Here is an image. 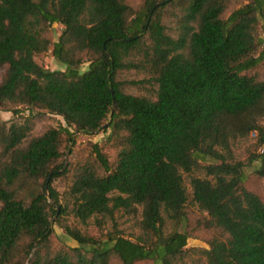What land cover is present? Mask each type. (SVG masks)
<instances>
[{
    "label": "trees",
    "instance_id": "1",
    "mask_svg": "<svg viewBox=\"0 0 264 264\" xmlns=\"http://www.w3.org/2000/svg\"><path fill=\"white\" fill-rule=\"evenodd\" d=\"M51 46L65 69L35 60ZM262 66L264 0H0V108L29 110L23 122L0 118V264H174L192 234L184 173L203 212L196 227L213 231L209 248L192 250L207 264H264V201L232 150L256 133L261 151L249 162L264 176ZM133 69L148 75L155 98L126 90L135 81L120 74ZM37 110L66 126L30 137ZM109 130L114 161L90 142L88 156L66 163L76 133ZM140 207L134 240L117 219ZM67 216L115 229L96 238ZM165 217L185 230L166 233ZM54 223L78 244L55 247Z\"/></svg>",
    "mask_w": 264,
    "mask_h": 264
},
{
    "label": "rangeland",
    "instance_id": "2",
    "mask_svg": "<svg viewBox=\"0 0 264 264\" xmlns=\"http://www.w3.org/2000/svg\"><path fill=\"white\" fill-rule=\"evenodd\" d=\"M143 0H128V2L133 7H138ZM170 25H173L170 20H168ZM63 26L59 23L54 24L49 29V36L52 41H57L62 32ZM53 46L50 49L35 57V60L42 66L56 70V69H65V65L59 62L52 54ZM89 63H84L80 69L82 71L86 70ZM4 71H2L3 73ZM258 73L261 77L264 76V66L258 69ZM120 78L124 79L128 82L135 81V84H128L126 86V90L137 94V95H146L151 98H155L156 96V88L153 86L151 82L147 81L148 75L142 72L141 70H126L120 74ZM22 111L18 113H14L15 106H8L10 110H4V108H0V118L9 123L11 122H23L27 116L29 115V110L24 109L23 106ZM20 107V108H21ZM36 116L33 117V128L30 132V137L40 135L43 131H45L48 127L54 126H66V122L63 117L51 114L46 111H36ZM38 115V116H37ZM109 132H99L94 135H86L81 133L75 134L76 144H69L65 148V156L64 159L66 163H75L79 161V159L88 156L90 152V142H99L101 144H105L107 141V137ZM107 144H105L106 146ZM105 150L108 151L109 157L111 161L115 160V151L106 146ZM232 150L234 156L237 160L244 161L246 166V172L249 176L247 181V186L249 189L255 191L260 195L262 200L264 201V176L257 173L256 169L260 166V163L255 161L254 163H250L249 160L252 158V155L256 152H260L261 148L257 145V137L256 133H251L246 138H240L233 142ZM193 175L204 177L205 174L203 170H197L193 173ZM191 175L188 173H184L185 184L187 187V192L189 194V202L186 206V213L188 216V230H190L191 236L188 238L187 246L185 247L186 254H184L181 258L176 259L174 264H207L206 257L201 254L199 251L192 250L194 248H209L208 240L212 237L213 231L205 229L203 227H196L197 221L201 218L203 212L199 209V207L192 201V188L190 185ZM54 185L58 188L60 192H64L67 189V181L64 179H58L54 182ZM142 208H139V212L136 216H118L117 219V229L123 231L126 237H130L132 239H136L138 235L141 234L140 229V220ZM205 213V212H204ZM54 216V218H56ZM64 222L71 225L74 228L79 229L81 232L94 236L96 238H105L106 235L114 231L115 227L113 223H106L103 228H99L94 221V218H91L87 223H82L78 219L73 216H67L64 218ZM194 227V230H193ZM54 231L52 235V242L55 247H60L65 245L68 246H76L77 241L69 236V234L58 224L54 223L53 225ZM164 229L166 233H170L174 229H178L180 231H184L185 227L183 224H176L168 217H165V225ZM112 264H121V261L114 257L112 259ZM136 264H153L152 260H144L139 261Z\"/></svg>",
    "mask_w": 264,
    "mask_h": 264
},
{
    "label": "water",
    "instance_id": "3",
    "mask_svg": "<svg viewBox=\"0 0 264 264\" xmlns=\"http://www.w3.org/2000/svg\"><path fill=\"white\" fill-rule=\"evenodd\" d=\"M106 127V126H105Z\"/></svg>",
    "mask_w": 264,
    "mask_h": 264
}]
</instances>
